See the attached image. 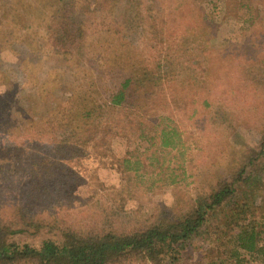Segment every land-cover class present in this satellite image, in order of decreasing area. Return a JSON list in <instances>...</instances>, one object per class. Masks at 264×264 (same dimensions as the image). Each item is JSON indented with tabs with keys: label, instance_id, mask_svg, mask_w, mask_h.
I'll use <instances>...</instances> for the list:
<instances>
[{
	"label": "rangeland",
	"instance_id": "1",
	"mask_svg": "<svg viewBox=\"0 0 264 264\" xmlns=\"http://www.w3.org/2000/svg\"><path fill=\"white\" fill-rule=\"evenodd\" d=\"M74 1L69 30L78 34L81 29L83 34L67 52L52 47L48 39L47 24L56 0L0 1V95L11 102L15 124L31 119L58 122L67 107L73 113L93 82L108 89L121 73L137 70L141 62L156 76L160 68L156 65L169 54L171 62L165 64L173 76L167 91L161 89L175 98L172 120L181 151L160 152L155 145L163 155L158 163L151 154L147 158L138 154L139 172L153 174L154 184L141 181L147 179L145 174L125 187L118 168L108 162H86L94 168L92 183L54 204L31 194L27 173L16 169L17 151L1 150L12 157L7 168L16 189L11 194L0 179V215L9 213L11 203H21L35 220L55 216L49 226L24 228L7 239L38 247L45 239L58 241L57 227L64 224L91 232L101 227L129 231L162 216L180 217L196 198H205L243 167L244 182H235L234 200L255 207L264 230V153L258 154L264 130V0ZM8 137L0 131L1 141ZM145 146L143 141L119 137L111 141L116 160L128 154L133 160ZM219 210L217 223L226 229L227 215L223 219V209ZM205 229L177 264H261L219 236L213 225ZM263 243L264 232L259 245ZM236 254L244 257L239 263Z\"/></svg>",
	"mask_w": 264,
	"mask_h": 264
},
{
	"label": "trees",
	"instance_id": "2",
	"mask_svg": "<svg viewBox=\"0 0 264 264\" xmlns=\"http://www.w3.org/2000/svg\"><path fill=\"white\" fill-rule=\"evenodd\" d=\"M75 8L74 0H56L55 8L50 12L48 39L52 47L64 49L63 52L69 51L82 39L81 29L78 34L69 30ZM169 58L171 56L166 54L164 63L156 65V68L160 67L156 76L148 70L146 62H141L137 70L123 71L108 89L93 82L95 86L80 96L82 101L73 113L67 107L66 114L55 123L47 122V119H31L16 125L9 111L11 102L0 95V131L10 137L0 140V151H17L19 168L16 169L27 173L29 182L26 186L31 194L39 201L44 198L50 203L60 204L61 198L71 196L74 189L92 183L89 176L94 174V168L85 164L96 160L102 165L108 162L109 166L118 168L126 187L132 179L141 180L142 175L147 174L139 172L142 170L140 152L146 158L151 154L158 163L163 155L156 151L155 145L160 152L181 151V137L172 120L177 107L175 98L165 89L173 76L165 64L171 62ZM106 73L109 75L110 71ZM109 79L108 76L105 80ZM162 86L166 91H162ZM58 124L64 130L63 135L57 132ZM116 137L143 141L146 146L137 151L133 160L127 151L126 157L116 160L111 147V141ZM259 153H264V130L259 139ZM11 158V155L0 153V179L5 180L13 194L16 187L7 168L11 165ZM244 170L245 167L230 181L222 180L205 198H196L195 205L180 217L162 216V219L129 231L101 227L91 232L64 224L57 227L58 241L45 239L38 247L17 244L9 241L7 236L28 227L49 226L47 223L55 220V216L47 214L35 220L24 212L23 204L11 203L8 205L9 213L0 215V264H122L125 261L177 264L189 243L211 225L228 243L263 264L264 243L259 245V242L264 230L257 221L256 208H251L248 202L234 200L237 196L235 182L243 184L241 175ZM146 178L141 181L157 182L152 181L155 179L153 174H147ZM219 209H223V219L227 215L228 223L223 225L226 229L217 223ZM238 254L235 261L239 263L244 257H238ZM206 264L221 263L209 261Z\"/></svg>",
	"mask_w": 264,
	"mask_h": 264
}]
</instances>
